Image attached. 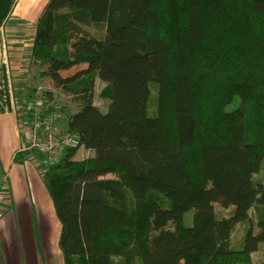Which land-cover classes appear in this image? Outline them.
<instances>
[{
    "label": "trees",
    "instance_id": "trees-1",
    "mask_svg": "<svg viewBox=\"0 0 264 264\" xmlns=\"http://www.w3.org/2000/svg\"><path fill=\"white\" fill-rule=\"evenodd\" d=\"M98 23L101 38L83 28ZM31 58L76 105V143L43 173L63 264H264V217L254 231L250 216L264 207V0H48Z\"/></svg>",
    "mask_w": 264,
    "mask_h": 264
},
{
    "label": "crops",
    "instance_id": "crops-1",
    "mask_svg": "<svg viewBox=\"0 0 264 264\" xmlns=\"http://www.w3.org/2000/svg\"><path fill=\"white\" fill-rule=\"evenodd\" d=\"M0 2V167L9 183L0 201V264H63L60 222L38 153L23 148L26 116L19 114L12 83L31 70L33 77L46 70L45 64L31 58V48L37 19L48 0ZM17 152L23 153L19 162L14 161Z\"/></svg>",
    "mask_w": 264,
    "mask_h": 264
},
{
    "label": "rangeland",
    "instance_id": "rangeland-1",
    "mask_svg": "<svg viewBox=\"0 0 264 264\" xmlns=\"http://www.w3.org/2000/svg\"><path fill=\"white\" fill-rule=\"evenodd\" d=\"M83 28L92 36L101 38L105 35V26L102 23L98 24H86L83 26ZM78 66H76L77 68ZM75 68H71L68 70V72H73ZM35 70V69H34ZM33 70V71H34ZM41 70H39L38 74L33 77L31 76L32 70L30 71V74L26 77H22L20 79H12L13 87H14V96L16 98V104L18 106V111L20 116L27 115V106L32 101V95L34 92V89L42 88V90L51 91L50 89L54 90L51 91L53 95V99L51 101H47V98L43 96L44 100V106H50L53 105L58 112H60V117L58 119V124L56 128V134L58 136L64 135L63 130L64 124L66 121V116L68 114H71L76 110V105L73 100V96L71 94L64 92L61 88H55L54 83L52 82L51 78L48 75H41ZM105 83L101 81L100 79L96 78L95 80V86H94V104L97 105L102 111L105 110L107 99L103 97L100 94L101 89L104 87ZM149 89H150V96L148 100V114L153 115L156 112V95H157V89L154 82L149 83ZM239 98L236 96L234 99L227 105L226 109L230 110L235 108L239 103ZM24 116V117H25ZM22 138H24V135L22 134ZM127 139L131 142V137L127 136ZM63 154L62 151H57L55 157L59 158ZM90 156L89 150L80 147L77 151L75 158L81 159ZM43 174V173H42ZM43 176V175H42ZM254 181H260L262 184H264V159L262 161L261 167L258 172L254 173L252 176ZM8 179L5 176V173L3 172L2 168L0 167V201L4 199L5 197L1 196V194H4L5 191L8 188ZM156 189L158 192H163L165 189V186L160 183L156 185ZM231 208H221L220 206H216V211L218 216H227L229 214ZM250 216H251V226L254 231L258 230L257 226V220L260 217H264V207H252L250 210ZM264 219V218H263ZM183 222L185 225L191 224V211H187L184 213L183 216ZM248 226V223L246 221H243L239 224H237L230 237V246L232 248H241L242 242H243V236L245 234V230ZM264 251V241L259 243L258 248L255 252L252 253V259L253 261H257L260 257L262 252ZM237 264H243V263H237Z\"/></svg>",
    "mask_w": 264,
    "mask_h": 264
},
{
    "label": "built area",
    "instance_id": "built-area-1",
    "mask_svg": "<svg viewBox=\"0 0 264 264\" xmlns=\"http://www.w3.org/2000/svg\"><path fill=\"white\" fill-rule=\"evenodd\" d=\"M41 88L34 89L32 101L27 106V115L22 125L24 149H34L41 161V172L45 173L58 158L57 151H62L76 143V136L56 134L60 112L53 105L44 106ZM2 209L0 208V216Z\"/></svg>",
    "mask_w": 264,
    "mask_h": 264
},
{
    "label": "bare ground",
    "instance_id": "bare-ground-1",
    "mask_svg": "<svg viewBox=\"0 0 264 264\" xmlns=\"http://www.w3.org/2000/svg\"><path fill=\"white\" fill-rule=\"evenodd\" d=\"M2 1V0H1ZM1 3V2H0ZM4 3H6V2H4ZM7 4V3H6ZM1 6V5H0ZM6 6V5H5ZM3 9V8H2Z\"/></svg>",
    "mask_w": 264,
    "mask_h": 264
}]
</instances>
